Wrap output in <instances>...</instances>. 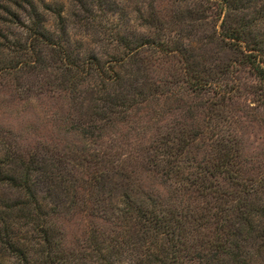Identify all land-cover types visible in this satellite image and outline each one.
<instances>
[{
	"label": "trees",
	"instance_id": "obj_1",
	"mask_svg": "<svg viewBox=\"0 0 264 264\" xmlns=\"http://www.w3.org/2000/svg\"><path fill=\"white\" fill-rule=\"evenodd\" d=\"M8 12L29 35L5 38L0 71H45L50 47L72 140L46 146L44 168L4 131L0 187L16 196L0 203L1 247L24 264L34 250L41 264H86L54 233L70 213L88 221L92 264H264V0H147L148 34L117 33L105 59L55 41L39 13Z\"/></svg>",
	"mask_w": 264,
	"mask_h": 264
},
{
	"label": "rangeland",
	"instance_id": "obj_2",
	"mask_svg": "<svg viewBox=\"0 0 264 264\" xmlns=\"http://www.w3.org/2000/svg\"><path fill=\"white\" fill-rule=\"evenodd\" d=\"M16 1L22 0H0V45H4L5 38H23L29 35L22 27H12L7 21L10 17L9 9L22 15L32 11L39 13L55 41L63 39L69 49L79 56L95 52L104 59L109 58L117 33L124 32L132 38L148 34L139 18V9L144 7L147 0H30V3L23 2L24 10L15 6ZM59 11L63 21L56 15ZM41 49L45 71L41 67L31 71L23 70L17 75L19 77L9 71H0V139H7L4 131L12 132L14 136L9 138L16 142L17 148L24 154L27 151H37L39 160L42 159L44 168H47L51 158L50 149L46 146H61L67 138H72V134L65 132L60 123V117L69 109V99L59 96L54 88L48 87L55 81L60 64L51 56L50 47L43 46ZM9 53L10 51L0 49V69L11 57ZM26 88L34 94H22V90ZM256 128H248L252 131L247 143L250 150L260 147ZM39 178V174L34 176L37 181ZM38 187L42 189L39 192L40 199L45 202L54 199L45 192V185L40 183ZM15 196L13 190L0 187V203ZM54 220V233L62 237L64 245L88 256L85 263L92 264L89 255L91 248L86 241L88 221L79 214L70 213H63ZM31 236V233H21L20 240L25 242ZM31 261L41 264L36 250L31 254ZM0 264L24 263L19 256L0 246Z\"/></svg>",
	"mask_w": 264,
	"mask_h": 264
}]
</instances>
